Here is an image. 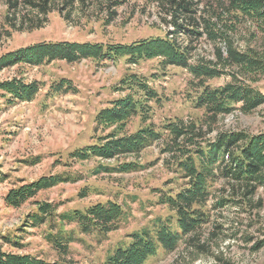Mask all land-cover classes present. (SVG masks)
I'll return each instance as SVG.
<instances>
[{"label":"rangeland","instance_id":"obj_1","mask_svg":"<svg viewBox=\"0 0 264 264\" xmlns=\"http://www.w3.org/2000/svg\"><path fill=\"white\" fill-rule=\"evenodd\" d=\"M62 1L54 0L55 7L41 25L29 28L18 26V19L9 20L6 0H0V55L38 42L128 44L150 36L164 37L170 28L154 0H120L114 6L113 0H75L61 11ZM26 12L22 8L17 15ZM253 27L252 44H264V21L253 22ZM243 34L248 32L243 30ZM188 39L185 34L178 38L183 42ZM192 46L191 60L200 56L212 58V44L204 37ZM132 72L147 78L155 76L150 80L161 100L152 104L151 122L159 126L176 118L204 120L203 109L195 108L192 102L190 73L182 67H162L157 58L136 64L126 63L124 57L116 62L91 58L75 62L44 60L39 65L19 62L0 69V80L16 77L25 82L35 80L40 86L33 99L26 101H10L0 91V252L29 254L50 264H101L117 245L129 242L128 234L149 226L156 217L174 216L167 205L159 202V194L173 192L182 179L175 166L166 163L161 143L154 142L136 155L111 159L70 156L76 149L92 145L102 134L101 129H96L95 115L109 100L119 96L113 87ZM61 79L64 85L59 86V91H51V86ZM227 80L213 78L208 84L218 86ZM253 84L264 93V75ZM235 107L219 117L207 137L225 130L264 131V103L249 113ZM139 124L136 117L127 127L134 131ZM130 162L135 168L126 172L116 169ZM52 175L64 179L39 190L18 207L5 202L10 188ZM212 191L213 196L205 205L209 220L199 232L201 239L210 235V247L195 252L181 239L175 249L159 250L145 264H264V245L257 250L251 248L264 242V185L243 199L241 194L233 196L230 184L217 178ZM220 198L227 201L216 208L215 202ZM108 200L124 208L117 229L104 236L84 235L72 224H65L62 229L72 231L75 239L61 253L45 238L48 221L37 227L23 225L26 216L36 209L34 201L49 202L56 207L55 213H63ZM4 235L16 242L6 241Z\"/></svg>","mask_w":264,"mask_h":264},{"label":"trees","instance_id":"obj_2","mask_svg":"<svg viewBox=\"0 0 264 264\" xmlns=\"http://www.w3.org/2000/svg\"><path fill=\"white\" fill-rule=\"evenodd\" d=\"M74 1H62L60 10L73 5ZM119 1L113 0L111 6ZM154 1L171 27L164 37L150 36L128 44L38 42L0 55V69L19 62L39 65L44 60L75 62L91 58L116 62L124 57L126 63L136 64L140 60L157 58L160 66L182 67L191 75L192 102L195 108L203 109L204 120L176 118L157 126L150 120L152 104L161 100L151 84L150 79L155 76L147 78L132 72L125 74L113 87L119 96L109 100L95 115L96 129H101L102 134L92 145L76 149L70 155L79 159L91 156L111 159L139 154L145 147L159 142L161 152L166 153V163L175 166L182 179L173 192L159 194V202L167 205L174 216L156 217L149 226L128 234L129 242L117 245L101 264H145L159 250L175 249L181 239L186 240L188 249L201 253L210 247V235L201 239L199 232L209 220L205 205L213 196V182L217 178L224 179L231 186V194H241L243 199L250 197L259 185H264V131L225 130L207 137L219 117L234 111L235 106L240 112L249 113L264 103V93L253 84L264 75V44H252L255 40L253 22L264 21V0ZM6 3L9 11L6 17L18 19V26L29 28L40 26L45 15L55 7L54 0H6ZM22 8L27 12L18 16ZM243 30L248 34H243ZM184 34L188 41L178 40ZM201 37L212 44V58L200 56L191 60L192 44ZM219 77L228 80L218 86L208 84L209 80ZM60 85H64L63 79L51 86V91H59ZM39 87L35 80L25 82L16 77L0 80V91L8 95L10 101L31 100ZM136 117L140 124L130 131L127 124ZM132 168L135 165L130 162L116 169L126 172ZM61 179L64 178L52 175L22 182L10 188L4 200L18 207L39 190ZM226 201L216 200L215 207L223 206ZM33 203L36 209L26 216L24 227H37L48 221L45 238L60 253L75 239L72 231L62 229L63 225L72 224L80 234L104 236L117 229L125 214L122 205L114 200L63 213H55L56 207L49 202ZM2 237L16 242L9 235ZM262 245L264 242L259 241L251 248L257 250ZM0 264L50 263L29 254L0 252Z\"/></svg>","mask_w":264,"mask_h":264},{"label":"built area","instance_id":"obj_3","mask_svg":"<svg viewBox=\"0 0 264 264\" xmlns=\"http://www.w3.org/2000/svg\"><path fill=\"white\" fill-rule=\"evenodd\" d=\"M169 29H171V27Z\"/></svg>","mask_w":264,"mask_h":264}]
</instances>
